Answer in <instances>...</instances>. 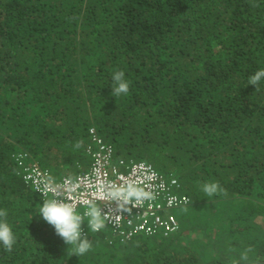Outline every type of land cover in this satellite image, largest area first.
Instances as JSON below:
<instances>
[{
    "label": "trees",
    "instance_id": "1",
    "mask_svg": "<svg viewBox=\"0 0 264 264\" xmlns=\"http://www.w3.org/2000/svg\"><path fill=\"white\" fill-rule=\"evenodd\" d=\"M261 69L264 0H0V211L16 237L0 264H264ZM116 71L127 95L111 94ZM91 128L114 165L178 180L175 232L124 239L84 218L79 255L40 217L20 162L76 178Z\"/></svg>",
    "mask_w": 264,
    "mask_h": 264
},
{
    "label": "built area",
    "instance_id": "2",
    "mask_svg": "<svg viewBox=\"0 0 264 264\" xmlns=\"http://www.w3.org/2000/svg\"><path fill=\"white\" fill-rule=\"evenodd\" d=\"M89 133L87 153L92 164L88 171L73 179L64 177L54 182L38 164L23 166L20 162L24 179L44 199L59 198L71 203L88 222L89 206H95L100 220L124 239L139 232L149 235L175 232L179 221L172 210L190 204L188 196L177 193L178 180L145 162L120 161L114 165L112 146L94 128ZM83 234L87 235L85 226Z\"/></svg>",
    "mask_w": 264,
    "mask_h": 264
},
{
    "label": "clouds",
    "instance_id": "3",
    "mask_svg": "<svg viewBox=\"0 0 264 264\" xmlns=\"http://www.w3.org/2000/svg\"><path fill=\"white\" fill-rule=\"evenodd\" d=\"M259 7V5H255ZM264 80V69L258 70L249 77L248 84L255 86V91H259L260 82ZM112 96L119 97L129 92V82L125 79L123 71H116L112 75ZM203 191L211 196L217 192H223L218 182L206 183L203 185ZM134 194V193H133ZM87 215L90 217L88 227L92 231H97L102 227L98 210L90 205ZM6 211H0V243L5 251H11L16 243V237L6 221ZM40 217L51 225L57 236H59L66 245H74L75 251L83 255L91 248V242L83 234L84 217L79 214L76 208L62 199H46L40 208Z\"/></svg>",
    "mask_w": 264,
    "mask_h": 264
},
{
    "label": "rangeland",
    "instance_id": "4",
    "mask_svg": "<svg viewBox=\"0 0 264 264\" xmlns=\"http://www.w3.org/2000/svg\"><path fill=\"white\" fill-rule=\"evenodd\" d=\"M188 209L186 208H176L172 210V213L177 217V219L182 218L185 214H188ZM109 229V227H107Z\"/></svg>",
    "mask_w": 264,
    "mask_h": 264
}]
</instances>
